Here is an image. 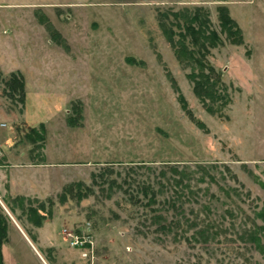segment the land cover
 Returning a JSON list of instances; mask_svg holds the SVG:
<instances>
[{
    "label": "rangeland",
    "instance_id": "obj_1",
    "mask_svg": "<svg viewBox=\"0 0 264 264\" xmlns=\"http://www.w3.org/2000/svg\"><path fill=\"white\" fill-rule=\"evenodd\" d=\"M221 5L242 41L221 33L209 49L228 97L209 112L158 15L202 6L219 30ZM12 72L22 102L7 89ZM40 125L44 141L31 142ZM7 157L50 163L36 174L48 172L49 190L12 201L1 186L2 264H264L240 236L264 208V0H0V163ZM172 169L190 174L188 187ZM40 203L41 227L28 213ZM154 213L179 226L159 230ZM208 221L207 239L195 240Z\"/></svg>",
    "mask_w": 264,
    "mask_h": 264
},
{
    "label": "trees",
    "instance_id": "obj_2",
    "mask_svg": "<svg viewBox=\"0 0 264 264\" xmlns=\"http://www.w3.org/2000/svg\"><path fill=\"white\" fill-rule=\"evenodd\" d=\"M217 19L219 30H216L211 26L209 13L202 6H195L192 9L181 8L178 10H172L166 14L162 12L158 15V24L163 36L172 48L176 60L181 65L189 68L187 77L192 82V91L209 112H214L216 110L215 104L223 105L228 100L226 93L227 88L221 81L220 74L207 59L209 49L223 43V39L220 35L221 33H223L225 38L232 43H239L242 41L241 29L228 14L225 6H218ZM5 82L7 89H9L8 91H16L20 102H22L24 90L21 75L12 72ZM179 97L181 99L182 107L185 108L182 96L179 95ZM186 111L189 114V111ZM30 131L34 134V136H30V134L28 136L31 142H34L35 140L40 142L44 141L42 125H40L38 129L32 126L30 127ZM172 171L175 173L178 172L177 174H179L177 177L172 178L174 184L188 187L189 182L184 179H189L190 174L184 170L177 171L176 169H172ZM199 179L204 180V176H200ZM209 179H212V177H209ZM141 192L143 197H147V203L155 202L156 191L152 185H143L141 187ZM62 197V200H64L65 195ZM10 199L12 201L34 200L24 196L10 197ZM171 202H174V200L171 199ZM40 209L41 211L43 210V212L46 210L43 203H40L35 208L33 206H28V213L33 217L31 220H33L35 226H40L43 215L49 213V210H46L44 214L40 213L38 212ZM3 217L4 216L0 213V246L3 243V235L5 234L6 229ZM152 217L159 224V230L172 231L173 224L179 226V221L177 220L166 222V217L161 213H154ZM255 217L259 218L262 221V224H252L250 228L243 229L240 236L241 238L249 240L264 259V242L261 238V236L264 235V208L256 211ZM187 223H189V226L191 227H194L197 224L195 219H187ZM211 225L212 224L208 221L205 223L204 228L194 230V239L199 241V239L203 240L202 237H204V240H206L207 238L205 234H209V228ZM216 233L215 230L211 235L214 236ZM173 235L177 238H185V236H182L183 234H179V232H174ZM29 236L33 241L35 240L33 235ZM1 255L0 250V264H2Z\"/></svg>",
    "mask_w": 264,
    "mask_h": 264
},
{
    "label": "crops",
    "instance_id": "obj_3",
    "mask_svg": "<svg viewBox=\"0 0 264 264\" xmlns=\"http://www.w3.org/2000/svg\"><path fill=\"white\" fill-rule=\"evenodd\" d=\"M7 159L2 160L0 163V189L4 186L6 194H10L12 197L24 196V197H44L46 196L48 188V172L45 171L42 175H36L48 167L50 163H23V162H11ZM2 174L4 176H2ZM22 174L28 175L26 181L22 180ZM4 177V178H3ZM41 227V226H40ZM23 234V233H22ZM24 235V234H23ZM25 237V235H24ZM27 238V236H26ZM29 240V239H28Z\"/></svg>",
    "mask_w": 264,
    "mask_h": 264
},
{
    "label": "built area",
    "instance_id": "obj_4",
    "mask_svg": "<svg viewBox=\"0 0 264 264\" xmlns=\"http://www.w3.org/2000/svg\"><path fill=\"white\" fill-rule=\"evenodd\" d=\"M79 241H80L81 244L84 243L82 240H79ZM76 242L78 243V239H77V238H75V240L72 241L71 243L74 244V243H76Z\"/></svg>",
    "mask_w": 264,
    "mask_h": 264
}]
</instances>
